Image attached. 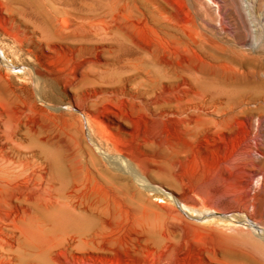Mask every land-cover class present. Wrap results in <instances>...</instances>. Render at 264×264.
<instances>
[{"label": "rangeland", "instance_id": "obj_1", "mask_svg": "<svg viewBox=\"0 0 264 264\" xmlns=\"http://www.w3.org/2000/svg\"><path fill=\"white\" fill-rule=\"evenodd\" d=\"M147 79L169 86L154 97L170 112L205 86L200 124L147 111ZM3 150L57 187L83 167L129 186L141 245L120 237L106 264H152L153 250L167 264H264V0H0ZM105 155L135 159L148 185ZM26 245L19 261L42 256Z\"/></svg>", "mask_w": 264, "mask_h": 264}, {"label": "bare ground", "instance_id": "obj_2", "mask_svg": "<svg viewBox=\"0 0 264 264\" xmlns=\"http://www.w3.org/2000/svg\"><path fill=\"white\" fill-rule=\"evenodd\" d=\"M51 12L56 20L65 13L58 9ZM167 88L169 86L166 87L164 82L147 79L142 91L137 89L136 97L142 99L141 105L149 112L153 109V112L160 111L161 115L172 114L178 118L193 112L196 119L188 114L180 122L185 130H192L200 124V112L207 104L205 86L195 89L192 95L188 92L192 98L186 95L179 97L173 103L175 112H170L172 103L168 98L160 101L155 98L157 90L162 91L164 97ZM5 131V142H9V129ZM10 149L12 151V147ZM9 156L5 151L0 154V264H53L56 253L58 264L61 258L73 260L76 264H106L114 252L113 244L120 237L129 239L132 246L141 245L136 225L143 216L139 218L129 186H125L116 175L99 168H78L71 171L72 174L67 171L69 176L61 172L63 178L59 176L61 182L57 187L46 180L45 172L26 175L32 167L26 158L16 162ZM105 157L111 163L110 170H121L134 181L148 185L135 159L121 155ZM25 242L28 248L37 250L42 256L35 258L33 255L29 260L19 261L17 252ZM153 253L158 254V258L152 264L169 262L170 251L153 250Z\"/></svg>", "mask_w": 264, "mask_h": 264}, {"label": "water", "instance_id": "obj_3", "mask_svg": "<svg viewBox=\"0 0 264 264\" xmlns=\"http://www.w3.org/2000/svg\"><path fill=\"white\" fill-rule=\"evenodd\" d=\"M256 228V227H255ZM258 230V228H256Z\"/></svg>", "mask_w": 264, "mask_h": 264}]
</instances>
